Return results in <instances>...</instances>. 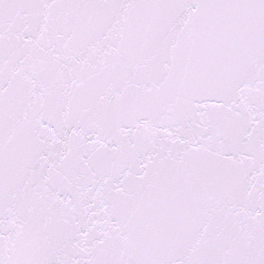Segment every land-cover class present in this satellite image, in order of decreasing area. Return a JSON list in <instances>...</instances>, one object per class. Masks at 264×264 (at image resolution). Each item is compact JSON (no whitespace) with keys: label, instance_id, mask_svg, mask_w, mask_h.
<instances>
[{"label":"snow or ice","instance_id":"snow-or-ice-1","mask_svg":"<svg viewBox=\"0 0 264 264\" xmlns=\"http://www.w3.org/2000/svg\"><path fill=\"white\" fill-rule=\"evenodd\" d=\"M0 264H264V0H0Z\"/></svg>","mask_w":264,"mask_h":264}]
</instances>
